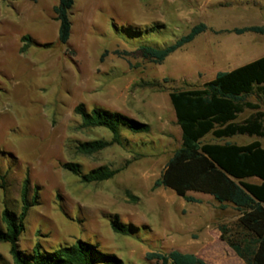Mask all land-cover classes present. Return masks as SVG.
Here are the masks:
<instances>
[{
    "label": "rangeland",
    "instance_id": "1",
    "mask_svg": "<svg viewBox=\"0 0 264 264\" xmlns=\"http://www.w3.org/2000/svg\"><path fill=\"white\" fill-rule=\"evenodd\" d=\"M56 3L0 0V212L5 205L19 207L26 176L39 192L19 239L21 249L39 242L51 250L82 239L123 264H154L148 253L172 249L197 250L205 257L208 250L195 236L205 231L206 221L216 219L228 237L239 228L234 212L206 202L208 195L190 191L202 196L191 202L155 186L181 143L169 92L201 85L217 71L264 55V34L228 31L263 25L264 0H75L66 43L57 37ZM200 22L207 29L162 62L140 55L141 43L167 46ZM24 35L33 42L21 52ZM248 99L264 111V99ZM78 103L119 111L148 123L150 130L123 128L124 145L77 153L69 146L73 140L111 137L104 128L77 127ZM254 139L264 145V139L246 135L205 138L239 144ZM66 161L78 162L83 172L101 165L121 169L108 180L85 183L62 167ZM114 216L128 233L112 229ZM0 252L12 264L8 243L0 242Z\"/></svg>",
    "mask_w": 264,
    "mask_h": 264
},
{
    "label": "trees",
    "instance_id": "2",
    "mask_svg": "<svg viewBox=\"0 0 264 264\" xmlns=\"http://www.w3.org/2000/svg\"><path fill=\"white\" fill-rule=\"evenodd\" d=\"M74 1L57 0L53 6L61 43H66L71 34L69 11ZM206 29V24L200 22L167 46L141 43L138 51L143 58L160 63ZM228 31L264 34V24ZM21 41L20 51L24 52L33 39L24 35ZM250 96L257 101L264 99V55L230 70L218 71L201 85L172 89L169 99L180 129L181 143L167 161L155 186L170 188L191 202L200 201L188 195L193 191L213 196L221 207L227 203L234 205L239 212V231L236 236L228 237L225 226H220L221 238L247 264H264V145L258 139L244 144L205 140L208 135L219 140L236 135L264 139V111L258 102L248 99ZM246 110H250V114L240 119ZM73 111L80 118L77 127H100L111 134L110 139L71 141L70 148L84 155H93L114 144L124 145L123 128L132 133L150 130L146 122L103 107L94 106L89 110L84 103H78ZM62 167L85 183L108 180L121 169L101 165L83 172L81 165L74 161L62 163ZM38 194V186L31 187L26 176L21 183L19 207L13 209L5 205L0 212V242L9 244L12 264H97V260L102 264H123L114 254L103 253L93 243L82 239L51 250L43 249L36 242L29 251L22 250L19 239L25 230L30 208L38 203ZM111 227L115 232L128 233L126 225L120 223L117 216L111 221ZM147 257L153 259L154 264H207L196 254L177 249L151 252ZM0 264H9L1 252Z\"/></svg>",
    "mask_w": 264,
    "mask_h": 264
},
{
    "label": "crops",
    "instance_id": "3",
    "mask_svg": "<svg viewBox=\"0 0 264 264\" xmlns=\"http://www.w3.org/2000/svg\"><path fill=\"white\" fill-rule=\"evenodd\" d=\"M250 26V25H249ZM243 34V33H242ZM242 65V64H241ZM237 67V66H236ZM218 72V71H217ZM206 194V193H201ZM208 196L205 200L206 202L211 201L214 205H218L221 210H231L234 212L233 219L237 221L239 217V212L234 208V205L227 203L225 207H221L220 203L214 199L213 196L206 194ZM202 197V196H201ZM197 197V199H202ZM215 210V207H214ZM209 216V215H208ZM231 221V220H228ZM224 221V222H228ZM219 222L216 219L212 221H206L205 231L199 232L195 237L202 245H205L207 254L203 257L197 250L191 253L196 254L201 257L207 264H247L243 258H241L234 249L229 246V244L221 238V231L218 227Z\"/></svg>",
    "mask_w": 264,
    "mask_h": 264
}]
</instances>
